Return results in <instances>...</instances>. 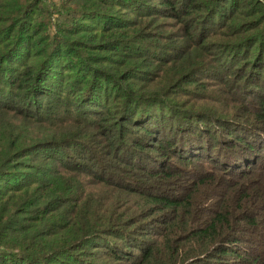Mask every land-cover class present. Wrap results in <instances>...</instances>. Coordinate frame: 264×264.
I'll return each instance as SVG.
<instances>
[{
    "label": "trees",
    "instance_id": "16d2710c",
    "mask_svg": "<svg viewBox=\"0 0 264 264\" xmlns=\"http://www.w3.org/2000/svg\"><path fill=\"white\" fill-rule=\"evenodd\" d=\"M0 264H264V0H0Z\"/></svg>",
    "mask_w": 264,
    "mask_h": 264
}]
</instances>
